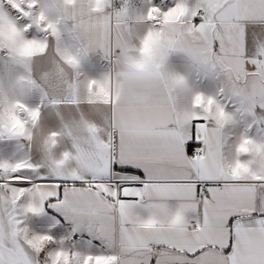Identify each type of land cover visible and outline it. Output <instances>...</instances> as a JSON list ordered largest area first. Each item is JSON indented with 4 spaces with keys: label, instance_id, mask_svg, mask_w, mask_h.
<instances>
[{
    "label": "snow or ice",
    "instance_id": "1",
    "mask_svg": "<svg viewBox=\"0 0 264 264\" xmlns=\"http://www.w3.org/2000/svg\"><path fill=\"white\" fill-rule=\"evenodd\" d=\"M4 58L0 264H264V0H0Z\"/></svg>",
    "mask_w": 264,
    "mask_h": 264
},
{
    "label": "rangeland",
    "instance_id": "2",
    "mask_svg": "<svg viewBox=\"0 0 264 264\" xmlns=\"http://www.w3.org/2000/svg\"><path fill=\"white\" fill-rule=\"evenodd\" d=\"M8 69H9V66L6 64V58L0 59V76L4 77L6 83L10 78L8 75ZM16 71L18 70H13V73H12L13 77Z\"/></svg>",
    "mask_w": 264,
    "mask_h": 264
},
{
    "label": "crops",
    "instance_id": "3",
    "mask_svg": "<svg viewBox=\"0 0 264 264\" xmlns=\"http://www.w3.org/2000/svg\"><path fill=\"white\" fill-rule=\"evenodd\" d=\"M46 135H47V132L45 130H43V129L38 130V132L36 134L37 140L39 141V140L43 139V137Z\"/></svg>",
    "mask_w": 264,
    "mask_h": 264
}]
</instances>
